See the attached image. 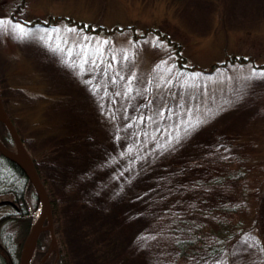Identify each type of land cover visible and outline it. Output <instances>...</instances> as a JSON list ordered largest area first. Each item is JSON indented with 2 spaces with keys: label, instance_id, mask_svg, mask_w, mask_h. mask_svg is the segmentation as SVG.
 <instances>
[{
  "label": "rangeland",
  "instance_id": "1",
  "mask_svg": "<svg viewBox=\"0 0 264 264\" xmlns=\"http://www.w3.org/2000/svg\"><path fill=\"white\" fill-rule=\"evenodd\" d=\"M23 1L13 20L17 1L0 0V102L59 204L60 255L184 264L159 235L175 211L200 246L218 239L197 238L192 222L205 231L242 223L208 264H264V147L248 142L264 134V0ZM60 15L73 23H22ZM16 20L28 35L12 30ZM69 137L83 142L76 159ZM239 169L242 178L230 176ZM218 176L223 185L210 186Z\"/></svg>",
  "mask_w": 264,
  "mask_h": 264
},
{
  "label": "trees",
  "instance_id": "2",
  "mask_svg": "<svg viewBox=\"0 0 264 264\" xmlns=\"http://www.w3.org/2000/svg\"><path fill=\"white\" fill-rule=\"evenodd\" d=\"M17 5L15 6L14 11L11 12V14H7L12 19H16V16H18V13L25 14V2L23 0H16ZM16 12V16H15ZM17 21V20H16ZM68 23H73L70 19H68L67 16H57L53 17L51 20L45 21L43 23L39 21H34L33 23H29L26 19L22 22L23 24L30 26L31 28L37 27V26H45L49 27L51 29L56 28L58 23H62L64 25H67ZM18 22V21H17ZM20 23V22H18ZM35 23V24H34ZM89 28L92 25H88ZM100 28H97L95 31L99 30ZM154 27V32H157ZM124 30V29H121ZM107 36H109V33H106ZM160 34V33H159ZM169 44L176 45L172 40L167 39ZM177 50L180 52L181 49L177 48ZM245 61V60H244ZM242 63H245V62ZM247 62V61H246ZM190 75L195 76L196 71L194 69L189 70ZM12 117V116H11ZM0 138L8 149L15 148V143L7 129V127L0 122ZM70 142L67 146L68 152L70 151V158L76 159L78 155H81L80 153V145L82 146V141H78L76 139H72L69 137ZM249 144H256L255 146L264 147V134L263 137L256 138L255 140L248 139ZM95 144L92 143L90 146V149L95 150ZM98 147V145H97ZM82 149V148H81ZM74 150V151H71ZM77 150L79 152H77ZM67 154V153H66ZM97 154V153H96ZM257 159L260 158V161L264 160V150L258 152ZM254 158V156H253ZM243 169L235 170L233 171L230 176L236 177V178H242L244 175ZM40 175L42 176V172L40 171ZM43 178V182L45 186L48 188V180L46 178ZM80 179V177H77ZM231 179L230 177H228ZM225 178L218 176L216 178H213L209 181V185L212 187L222 186L223 180ZM69 182V180H68ZM49 191V190H48ZM50 194V192H49ZM105 194V193H104ZM104 196H113L111 192L106 193L107 195ZM0 197H7L10 198L9 200H5L3 203L0 204V207L6 206L10 208V212L5 213V215L0 216V264H18L21 254V246H22V239L26 235H28L32 224H33V217L32 212H34L37 209V206L39 204V198L38 194L35 191L32 184L28 183V179L23 172V170L13 161L5 157L0 151ZM51 198V206H52V214H53V220L54 222L58 221V217L60 216V209L59 204L57 202V199L52 197ZM207 198V197H206ZM205 201V202H204ZM201 202L205 205H211L213 207L214 213H217V211L223 212V214L227 213L228 211L234 212L232 209H229L228 206H223L222 204L226 202H222L221 204L219 202H211L205 199H201ZM217 205H216V204ZM193 211V210H192ZM182 213L175 212V211H168L165 213L164 220H174L173 223L171 221L170 224L164 225L163 228L160 229V237L162 240V246L167 249L168 244L170 242V245L173 244L175 249L178 251V258L176 259L179 262L182 263H191L192 260L195 258H199L200 262L207 263L208 259H212L215 256H218L220 254H224L225 250L228 251V247L231 243L234 242L236 239V234L240 233L239 231H232V227L234 226H228L223 227L221 229H214L209 227L208 231H205L200 225L195 224L193 225V232L194 235L197 238H211L212 241L218 239L217 244H213V246L205 245L200 246L197 239H191L187 232V228H189V222L187 220L183 221L182 219L179 220ZM189 214V213H186ZM237 230L242 227V223L234 226ZM233 227V228H234ZM17 238V239H16ZM56 243H54L53 236L51 234L50 230H47L45 232H42L37 245L33 252L32 257V263H38V264H69L64 256H61L60 249H57V244L60 243L59 238L56 237ZM200 246L199 251L203 249L206 252V256H201V253L197 252V249H194L193 246ZM60 248V247H59ZM204 252V251H203ZM103 255V254H101ZM230 254L228 252L227 257H229ZM175 260V261H176ZM177 263V262H176Z\"/></svg>",
  "mask_w": 264,
  "mask_h": 264
},
{
  "label": "water",
  "instance_id": "3",
  "mask_svg": "<svg viewBox=\"0 0 264 264\" xmlns=\"http://www.w3.org/2000/svg\"><path fill=\"white\" fill-rule=\"evenodd\" d=\"M0 122L3 123L10 135L12 136L16 149L17 154L5 149L3 145L0 143V151L10 159L11 161L15 162L25 173L28 183L32 184L35 191L38 194L40 203L42 205V210L40 217L35 221L33 224L25 242L21 250V255L18 264H30L34 249L37 245L38 239L46 228V222L49 223V229L51 230L52 234L54 233L53 230V215H52V206L50 195L48 190L43 183L42 177L37 169L36 162L32 155L29 153L28 149L26 148L13 120L11 119L9 113L7 112L4 105L0 102Z\"/></svg>",
  "mask_w": 264,
  "mask_h": 264
},
{
  "label": "snow or ice",
  "instance_id": "4",
  "mask_svg": "<svg viewBox=\"0 0 264 264\" xmlns=\"http://www.w3.org/2000/svg\"><path fill=\"white\" fill-rule=\"evenodd\" d=\"M5 24H6V22L0 21V29H3ZM12 30L21 38L29 34L28 30L19 23L13 24ZM86 62H87V59L85 58L84 63H86ZM81 67H82V65H81ZM129 91H131V89H129ZM160 115L163 116V113H161ZM189 124H191V122H189ZM186 130H187V126H186Z\"/></svg>",
  "mask_w": 264,
  "mask_h": 264
},
{
  "label": "bare ground",
  "instance_id": "5",
  "mask_svg": "<svg viewBox=\"0 0 264 264\" xmlns=\"http://www.w3.org/2000/svg\"><path fill=\"white\" fill-rule=\"evenodd\" d=\"M102 198H104V199H107V200H101L102 202L104 201H109L110 200V198H111V196H104V197H102ZM100 201V202H101ZM41 210H42V205L40 204V206H39V208H38V210L35 212V220H37L39 217H40V214H41Z\"/></svg>",
  "mask_w": 264,
  "mask_h": 264
}]
</instances>
